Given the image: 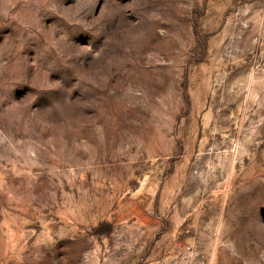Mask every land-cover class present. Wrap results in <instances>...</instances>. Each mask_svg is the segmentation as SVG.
<instances>
[{"label":"rangeland","instance_id":"obj_1","mask_svg":"<svg viewBox=\"0 0 264 264\" xmlns=\"http://www.w3.org/2000/svg\"><path fill=\"white\" fill-rule=\"evenodd\" d=\"M0 264H264V0H0Z\"/></svg>","mask_w":264,"mask_h":264}]
</instances>
